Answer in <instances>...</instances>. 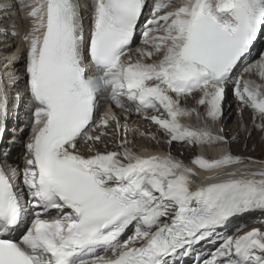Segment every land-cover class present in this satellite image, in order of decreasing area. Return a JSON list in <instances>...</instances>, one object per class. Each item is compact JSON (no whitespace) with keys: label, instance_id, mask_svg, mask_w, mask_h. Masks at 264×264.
<instances>
[{"label":"bare ground","instance_id":"bare-ground-1","mask_svg":"<svg viewBox=\"0 0 264 264\" xmlns=\"http://www.w3.org/2000/svg\"><path fill=\"white\" fill-rule=\"evenodd\" d=\"M9 1H11V2L14 1L15 3L10 8L6 7L5 4H4V6L0 4V14H6L8 12H12V10L14 11L17 8L20 9L21 3L25 2V0H9ZM22 1H24V2H22ZM27 1L28 0H26V2ZM97 1H99L98 4H100V3H102L101 1H103V0H97ZM149 1L148 0H142L141 1L143 3V6H141L142 11L145 10V6L148 5ZM157 1L158 2L155 3V5L156 4L163 5V1H167V0H157ZM169 1L171 3H173V5H175L172 8H167L170 16L172 15V17H171L172 19L170 22L173 23L174 27L172 29L170 28L168 31L166 26L164 27L163 25H159L161 27V28L159 27L161 29V32L158 31V34H157V35H160V34L164 35L165 31H168L167 33H169V32L173 33V34H168V36H169L168 42H166V45H165L166 52H164V53L167 55L166 57L168 58L169 61L167 63H164L163 61L158 62V60H156L154 62V64L157 67H161V65L166 64L172 68V71L174 73H178L180 71L179 75H178V81L183 85L184 80H186V78L184 76L188 74V69L186 67V66H188V63L185 62L184 60L179 59V58L176 59L175 58V56H176L175 50L177 49L178 44L182 43V41H183L182 40V33H183L184 29L188 26V22H189L187 17L192 12V10L200 13V11H199L200 8H207V12H209L210 14H214V13H216V11L213 10L212 7H219L222 0H215V1H212L210 3H209L210 0H169ZM203 2L206 3V5ZM214 2H215V6H214ZM223 2L226 3L225 0H223ZM74 3L75 4L79 3V12L81 13V17L84 18L83 23L85 24L87 18L89 17V15L91 13V10L93 9L94 0H74L73 5H74ZM258 4H259V6H262L261 8H263V10H264V0H258ZM28 6L30 8L29 7H27V8L32 10L31 13H33V15H32V17L30 16L31 19H29L28 21L26 19L24 22V30H22V33H24V38L26 40V43L24 46L25 49L23 50L21 47V49L23 51L21 52V54H19L17 56L19 58H17V60H16V63L18 62L17 68L20 69L22 67L21 68L22 70H20V71L17 70V73H19L18 76L20 77V79L16 82L12 81L13 83L11 84L8 82V80L10 78L5 79V77H4L5 82L9 83L8 85H5V89L7 87V89L9 90L10 93L17 94L16 98H20L21 95H22V98L25 97V92H24L25 83L23 82V79L25 77L24 73H26V70H28V69L32 72L34 71L37 53H38L40 44L42 42V38L44 37L45 31H46V22H47L46 21L47 20V13H46L47 3H46V0H36L35 2H31L30 5H28ZM97 8L99 9L100 7L97 6ZM261 8H260V10L262 12ZM171 10L174 11V14H173V11H171ZM94 12H96V11L94 10ZM157 12H159V11H157ZM261 12L259 10H256L253 12L251 11V12H249L250 17L248 16V19H247V25L246 26H249L248 34L250 35L249 43L251 42V44H252V45H250V46H252V50H250L247 53V55L245 56V60H246L245 64H246V67H248L247 71H249V72L251 71L252 67L258 68V69H260V71L264 70V61H261V60L257 61V60H259V59H257L258 54H259L258 53L259 52V46L263 44V38H264V11H263V13H261ZM19 13H22V15H23V13L25 14V12H18V14ZM162 14H165V12H162ZM23 16L25 17V15H23ZM152 18H154V17H152ZM195 18H196V16L194 17V19ZM224 18H227L226 15H224ZM152 20H155V19H152ZM4 21H6V19H4ZM93 24L95 26L96 18L93 19L92 25ZM140 25L142 26L143 24H140ZM154 26H158V25H156V24L153 25L152 23L148 24V21H147L146 27H144L145 32L148 31L149 29L151 30V28H153ZM142 28H143V26H142ZM151 34L152 33L150 32V36H151ZM10 36H12V33H9L7 38H10ZM4 37H5V34L3 32H0V54L2 56H4L5 54H7V55L9 54L8 44H5V45L1 44L2 43L1 41L4 39ZM85 39H87L86 42H88L89 37L85 38V33H84L81 36L80 42L84 43ZM80 42L77 41L79 46H80ZM153 44L150 42L147 43L148 48L151 50V52L156 51L155 50L156 48L153 47ZM84 45L85 44H82V46H84ZM138 45H141V44H138ZM135 48H137V46L132 48L131 51L133 52L135 50ZM19 51H20V49L18 51H16L17 54L19 53ZM131 51L129 52V54L131 53ZM147 52H149V50H147ZM141 56L145 57V54H142ZM154 56L156 57V55H154ZM22 58H24V59H22ZM23 60H24V63L26 64V66L23 65L24 67L23 66L20 67V64L23 63ZM141 60H137L139 66L132 65V66H127L126 68L132 69V70H137L140 68L139 70L142 71L141 65H146V63H148V62L144 63L143 61H145V59H141ZM21 61H22V63H21ZM9 62H11V61H9ZM0 66H1V64H0ZM147 68H148V71L152 70L151 66L147 67ZM119 69L120 68L118 67V70ZM12 70L13 69H11L10 67H7L3 71L4 72L6 71L9 73ZM131 84L133 85L134 81H131ZM225 85L226 86L224 87V97H223L221 106L216 113V117H217L218 121L220 120L219 125L221 127L223 134H235V137L233 139H231L230 141H227L228 145L230 147H232L234 150H237L238 148L241 149L240 146H243L242 144H245L246 148H250L252 146H253V148H255L259 145H262V144L264 145V123L257 122L255 125H253L251 122L254 119L253 117H257L258 115H261L262 117H264V110L258 109L257 105H256V103H259V102L262 103L260 101V99H264V89L263 88L260 89L259 94L256 95V93H258V92L253 93L250 90V88H248L247 95H250V98L247 99L246 95H244L241 91L239 92V89H237V87L235 88V90L230 91L229 89H227V83H225ZM238 85H239V83L237 84V86ZM220 91H221L220 89L215 88L214 86L205 87L202 89L201 95L206 94L205 95L206 98H204V99L209 101V103H212L214 106H216L217 102L219 101L218 92H220ZM196 95L197 94H195V96ZM225 96H230L232 98H235L232 105L236 104V105H239V107H240V105H244L245 110L246 109L248 110V108H246V107L251 108V106H252L253 110H251V112H253L252 113L253 115L249 114L250 112L247 114V111L241 110L242 119H243L244 123L249 128V134L248 135L242 137L241 134L239 133V126H240L239 121H238L237 117L235 116V114L233 113V108H232V110L231 109L227 110V108L230 107L229 106L230 102H229V99H227ZM184 101H186V99ZM19 102H20V105H19ZM238 102H239V104H238ZM148 103H149V101L144 102V104H148ZM10 104H11L10 107H5V106L4 107L2 106V108L0 107L1 108L0 109V158L4 159V157H5L4 155H6V156L10 157L12 160H14L15 158H17L18 152H16V151L19 150L18 149L19 148V142L17 141V139L10 140V136H12V135H10L11 131L9 132L8 125L10 123H12V121L15 117H17L16 111L17 110H24L23 108H25V105H24V102L22 99H21V101L19 99L17 105H15V106H14L15 101H13ZM186 104H187V108H188L187 110L191 111L193 104L189 103V102ZM115 105H116V107L120 106L121 110H125L129 114L130 118H129V120H125V119L123 120V118L121 119V117H120V115H121L120 112L115 111L114 108L112 110L110 107L109 108L104 107L106 109L102 110V112L104 113L103 119L106 116V120L104 119L102 121L103 122H105V121L109 122L108 123V127H109L108 133H110V135H113V133H112L113 131H112V127H111V125L113 124V121L116 123H118L119 121H122V122L124 121L125 123H128V124L130 123V126L137 125L140 128L139 130H142L145 133H147L145 131V126H148L152 130H155L157 133V138L159 139L157 146L159 147V149L168 150L169 153L173 152V154H180V156L187 159V161L190 164H192V163L195 165L202 164L203 167H201V168H204L206 166H204V163L198 162L197 161L198 159L195 156L191 155V153H190L191 147L190 148L185 147L182 151H180L178 148H176L173 145L174 141H172V140H177V141L182 140V141H184V144H187V145H191V144L196 145L198 143L200 147H202L203 144L211 146V147H209L210 151H212L213 154L216 153L218 157L224 156V154L226 153L225 151L227 150V148L223 149V147L221 146L222 140H220L218 138V136H213V135L209 134L207 131H205L203 125H200L201 127L199 129V132L203 135L205 134L204 135L205 139H203V140L201 139L202 141L201 140L199 141L197 139L189 137L190 135L187 136L189 138H187L186 136L182 137L177 132L171 133L170 131H165L162 128H159L157 125L152 123L151 120L144 117L146 115V113L149 112L148 109H138L137 106L135 108H133L131 105H126L122 100H117L115 102ZM106 110H108V111L106 112ZM157 113L162 114V112L160 110H157ZM182 113H187V111L186 110L182 111ZM34 115L41 116L42 112L37 107H35ZM15 120L17 121V118ZM111 120H113V121H111ZM111 122H112V124H111ZM34 123H35V126L40 127L42 125V118L41 117H35ZM175 124H177V122L172 123V125H175ZM103 125L104 124H102L99 127L100 129L99 128L98 129L101 130ZM98 129L96 131L91 130L86 135L93 138L96 136V134L99 133ZM191 132H195V131H191ZM195 135L196 136H194V137L199 139L200 135L197 134L196 132H195ZM166 138H170L169 141L171 144H169V145L166 144V142H165ZM223 138H224V136H223ZM7 139H9V140H7ZM84 139L86 140L87 138L84 137ZM103 140L105 141V143L109 141L106 139H103ZM114 141L115 140L113 138V142ZM81 142L84 146V140H79V143H81ZM113 144L114 143H111V145H109L110 147H108V148L113 149ZM149 144H150L149 146H148V144L147 145L144 144V146H142V148L152 149L154 147L153 142H150ZM153 150L154 149H152V151ZM154 151L153 152H151L149 150L143 151V154L145 155L146 158L143 161V164H141V165L143 167H147L149 164H152V167L155 168L156 172L161 171V172H167L168 175H169V173H172L174 175L175 172L172 171L173 168H171V166L167 165V162L159 161V160H161V156L163 155V152H159L158 148H157L156 152H154ZM199 151L201 153H204V154L207 153L208 154V150L206 149V147H203V149H200ZM88 152L89 151L87 150V148H85V149L80 148L79 151H77V154H76L77 156H75V157L83 160L85 163V166L88 167L90 169L92 175L95 176L96 171H94L92 168L97 167V165L94 162L89 161ZM139 153H140V151L137 154H135V156H139ZM244 155H248V153L244 152L242 154V157ZM249 155H250V153H249ZM113 164H115V163H113ZM141 165L135 159H131L129 162V168L127 167V170H124L122 172L121 179L124 180L126 178V176H128V174H131L132 170H135V169L141 170ZM236 165H237V163L234 166H236ZM262 165L264 166V163ZM228 166H230V167H227L226 169L224 168V173H217V172L215 173V172H210V171L206 172L204 170H201V168H198V165H197L198 175H194V177L193 176L187 177L188 179L198 181L199 184L197 186H195L193 184V190L190 192V193H192L190 195L191 199L185 201V204L183 205V207H185L186 205H188V206L189 205L190 206L195 205L193 201L189 203L190 200H193L192 198L195 195H197V197H199V195H203L205 197L210 196V195H218L219 196L216 200H213L212 203L209 204V206L207 208L208 222H217V224H218L217 229L209 232V237L211 236V238H216L219 235L218 238L216 239V241L214 242L215 245H217L220 241L224 240L235 227H239V226H241V228L245 227V225L247 223H250L251 221L257 220L256 216H259L262 212H264V172H263L264 170L263 171L262 170L261 171L247 170L246 168H242V167H240V168L237 166L234 167L231 164H228ZM152 167L149 168L148 170H152ZM111 170H112V167H111L110 171ZM184 170H188V169H184ZM103 171H107V169L104 168ZM115 172L116 171L113 170V171L109 172L108 174L115 173ZM223 174H229L230 177H233V178H235V180L237 179L240 182L237 183V181H235V180H233L232 182H228L227 180L229 177H224ZM184 178H186V176H184ZM221 182H222V184H221ZM101 185L104 187H107L109 189L110 188L113 189L114 186H116L117 188L122 187L121 183L111 186L108 184V181L105 183L102 182ZM180 186H179V188H181ZM183 186L184 185H182V187ZM174 188H175V186H174ZM163 189H166V188L164 187V188H162V190ZM190 190H191L190 187L185 189V191H190ZM179 196H181V195H178L177 197H179ZM200 198H196L198 204H199ZM252 206H256L254 208L255 209L254 211H253V209H251V208H253ZM244 210H247L248 212H246L243 215L242 211H244ZM258 211H260V212H258ZM231 213H233V216L231 219H229L228 216ZM256 213H258V214H256ZM254 214H256V215H254ZM151 215H152L151 213L148 214L149 217H151ZM235 215H237V216H235ZM156 216H158V217L154 216V218H152L153 220L150 219L151 225H150V223L142 224L141 228H143L145 231L150 233L151 232L150 226L153 227L155 224H157L161 220V215L158 214ZM163 216H164V214H163ZM258 220H261V219H258ZM260 222L264 224V221L261 220ZM262 227L264 228V226H262ZM148 236L141 238V239L137 238L136 240L142 242L143 240L147 239ZM211 238H209L208 241H210ZM260 240L263 243V247H264V229H263V235L260 236ZM208 241L207 240L203 241L200 244V246H204V244H206ZM225 245H227V243ZM223 252H226V248L219 251L218 256H220ZM262 256L264 258V254H262Z\"/></svg>","mask_w":264,"mask_h":264},{"label":"rangeland","instance_id":"rangeland-1","mask_svg":"<svg viewBox=\"0 0 264 264\" xmlns=\"http://www.w3.org/2000/svg\"><path fill=\"white\" fill-rule=\"evenodd\" d=\"M35 1L36 0H30V1L28 0L27 2H26V0H25V2L22 1L24 3H21L20 9L17 8L14 11L12 10V12H8L6 14H0V32H3L5 34V37L1 41L2 42L1 44H3V45L8 44V46H9V54L8 55L5 54L4 56H2L0 54V64H1L0 70L2 72H4L3 70H5V68H7V67H10L11 69H13L9 73L6 72V71L3 73V74H5V79L6 78H8V79L10 78L8 80V82L11 83V84L13 82H16V81H18L20 79V77L18 76L19 73H17V70L20 71V70H22L21 66H23V65L25 66V63H24V60H23V63L21 61L22 64H20L21 68L18 69L17 68L18 62L16 63V60H17V58H19L17 56L19 54H21V52L25 49L24 46H25L26 40L24 38V33H22V30H24V22H25L26 19H27V21L29 19H31V17L33 15V13H31L32 10L29 9L30 7L28 5H30L31 2H35ZM0 2H1L0 3L1 5L4 6V4H5V6L8 7V8H10L15 3L14 1L11 2L9 0H0ZM157 2H158L157 0H150L148 2V5L151 4V9H153L151 18L154 17V19H157L156 21L159 20L158 24H156L158 26H155V27L151 28V30L150 29L148 30V31H152L151 32L152 34L150 36V38H151L150 40H152L155 43H157V40L154 39L155 36L158 34V31L161 32V29H160L161 27L159 25H163L164 27L166 26V28H167V24H164V22L161 21V20H165V16H164V14H162V12H167L168 11L167 8H172L173 6H175L169 0L163 1V5H158V4L155 5V3H157ZM27 7H29V8H27ZM258 8H260V7H258ZM157 11H159V12H157ZM259 11L261 12V10H259ZM263 11L261 13H263ZM18 12H25V14L23 13V15H25V17L22 15V13L18 14ZM4 19H6V21H4ZM145 21L147 22V18L143 22H145ZM151 23H156V22H151ZM153 25H155V24H153ZM9 33H12V36H10V38H7ZM154 34H155V36H154ZM139 43H141V45H137V48H135L136 51H142V50H146L147 51V50H150L148 48L147 44H144V42H139ZM21 47H22L23 50L21 49ZM153 47H155L156 50H157V48H160V46L156 45V44L153 45ZM19 49H20V51L17 54L16 51H18ZM22 59H24V58H22ZM9 61H11V62H9ZM242 78L244 79L245 84H246L245 88H250V90L253 93L258 92V93H256V95L259 94V90L260 89H262V88L264 89V83L260 82V81H255L254 77L251 76L250 72L248 74L245 72L244 76ZM8 82H6V85L9 84ZM23 82H24V79H23ZM229 90H231L230 87H229ZM248 96H250V95H248ZM225 97L227 99H229V102H230L229 103L230 107H228L227 110L228 109L232 110V108H233V113L235 114V116L237 117V119L239 121V124H240L239 133L241 134L242 137L248 135L249 134V128L244 123V121L242 119V116H241V110H245L244 109V105H240V107H239V105H236V104L232 105V103L234 102L235 98H232L230 96H225ZM184 100L183 101L181 100V103L179 102V105L180 106H184L183 110H186L187 113H188L186 120H183L185 122V124L187 123V125L189 127L188 131H189V135L190 136L189 135H187V136H189L191 138H194V139H197L199 141L201 139L202 140L205 139V137H204L205 134L203 135V134H201L199 132V129L201 127L200 125H203L205 131H207L209 134H211L213 136L216 135L218 137H221V133H222L221 131L222 130H221V127L219 125L220 120L218 121V119L216 117V113L219 110L223 99L219 100L217 102L216 106H214L212 103H209V101H207V100H205L206 102L204 103L202 100H198L196 97H193V95L187 97L186 101H184ZM200 101H202L203 103L200 102ZM260 101L262 103L259 102V103H256V105L258 107H260V108H263L264 107V99H260ZM188 102L193 104L191 111L187 110L188 108H187V104L186 103H188ZM238 104H239V102H238ZM175 105H177L176 102H175ZM246 108H248V110L247 109L245 110V111H247V114L250 112L249 114L253 115L252 114L253 112H251V110H253L252 106H251V108H249V107H246ZM152 114H154V113H152ZM253 118L254 119L251 121L253 125H255L257 122L264 123V117H262L261 115H258L257 117H253ZM108 123L109 122H106V121L103 122L102 121V124H104V125L101 128V130H99V133L96 134V136L93 137L91 141H87L86 142V140H85L84 146H83V144L81 146V148H84V149L87 148V150L89 151L88 154L90 156H92V157L93 156L95 157V153H99L101 151L103 156L96 155V157H104L105 159H103V161L104 160H108L109 161V166H107V171H105L106 173L110 172V169H111V167L113 165H117V163L115 161L110 159L113 156V152H116L117 155H119L118 154V152H119L118 151V145H117L116 140H115L116 136L114 134L110 135V133H108V129H109ZM22 124L23 123L20 122L19 124L18 123H16V124L10 123L8 125L9 132H10V129H11V132H12V134H11L12 136H10V140L17 139V141L19 142V148H18L19 150L16 151V152H18L17 153V158L14 159L15 161L18 162L19 165L22 164V161H23L24 156H25V150L28 149V145H30L31 136H32L31 130L29 128H26V129L23 130L24 127H21ZM134 127H135L134 129L136 131H138V135H139V138H140L139 141H142V144L149 143L151 141V142L154 143V145H156V146L158 145V140L159 139L157 138V133H156L155 130H152L150 127L145 126V131L147 132V133H145L144 131L139 130L140 129L139 126L135 125ZM190 130L191 131H195L197 134H199L200 135L199 139L195 138L194 137V136H196L195 132H191ZM183 132L184 133H188L186 131H183ZM191 134H193V135H191ZM223 136H224V139H226V140H222L221 146L223 147V149H225V147H227V145H228L227 141H230L231 139H233L235 137V134H223ZM189 137H187V138H189ZM113 138L115 140L114 142H113ZM103 139H106V140H109V141L105 143V141ZM7 140H9V139H7ZM169 140H170V138H166L165 139V142L168 145L171 144ZM172 141H174L173 145L176 148H178L180 151H182L185 147H187V148L191 147L190 148L191 155L195 156L196 158H198L197 153H196V146L195 145L184 144V141H182V140L181 141L172 140ZM111 143L115 144V145L113 144V149H109L108 148V147H110L109 145H111ZM242 145L243 146H240L241 149L238 148L237 150H234L232 147L229 146V152L230 153H229L228 158L231 159V160L235 159L237 161V165L236 166L239 167V168L242 167V168H246L247 170H254V171H256V170L257 171H261L262 170L263 171L264 170V166L262 164L264 163V145L262 144V145H259V146L255 147V148H253V146L250 147V148H246L245 144H242ZM244 152L248 153V155H244L245 157L244 156L242 157V154ZM249 153H250V155H249ZM165 154L168 155L167 152ZM169 155H170V159L168 160L169 162L167 163V165H169V166H171V168H173L172 169L173 172H175V173L177 172L179 174V176H183V177L184 176H186V177L193 176L194 177L193 173L188 169V168H191V165H189L190 163L187 161V159H185L184 157L180 156V154H173V152H170ZM103 161H98L99 165H102ZM113 163H115V164H113ZM201 163H204V162H201ZM197 165H198V168L203 167L202 164H197ZM204 166H206V165L204 164ZM236 166H234V167H236ZM184 169H188V170H184ZM95 170H98V169H95ZM25 172H27V173H25L27 178L30 177L31 171L29 169H25ZM102 176L103 175L101 173V179L104 180V177H102ZM106 176L107 177H111L108 174ZM113 180L114 181L112 182V184H116V182H118L119 178L115 175V176H113ZM182 185H183L182 183H179V186L181 188H182ZM179 186L177 187L178 189H180ZM175 188H176V186H175ZM179 197H177V198H179ZM153 199H155L156 205H157L156 207H158V209H159V210H157V213H161L162 211H165L164 213L170 212L168 214V216L162 217L161 223L169 222L171 220L172 216H173V212H174V206L173 205H174V202L167 201L166 199L163 198V195L158 194V193L153 194ZM244 211L248 212L246 210H244ZM258 212H260V211H258ZM256 214H258V213H256ZM256 214H254V215H256ZM256 219L257 220H254V221H251L250 223H247L245 225V227H243L242 229H240V230L238 229L237 230V229L234 228L231 231V233H229V235L226 237L227 240L231 238V240L229 241V250H231V245L237 239L239 232L244 231L245 229L250 228V227L259 229V232H263L264 228L262 226H264V224L261 223L260 221L261 220L264 221V212H262L259 216H256ZM258 219H261V220H258ZM157 228H159V225L158 226H154L152 228L151 232L156 231L155 229H157ZM219 243L220 244L218 245L217 249L223 250L226 247V245H224V243H226V239L224 241H220ZM258 256H260V255H258ZM257 259H259V257H257Z\"/></svg>","mask_w":264,"mask_h":264},{"label":"water","instance_id":"water-1","mask_svg":"<svg viewBox=\"0 0 264 264\" xmlns=\"http://www.w3.org/2000/svg\"><path fill=\"white\" fill-rule=\"evenodd\" d=\"M194 71H196L195 66H194Z\"/></svg>","mask_w":264,"mask_h":264}]
</instances>
